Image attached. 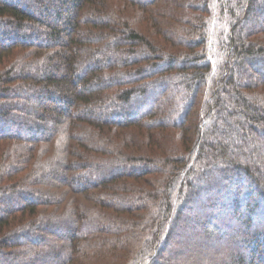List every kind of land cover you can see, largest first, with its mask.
I'll list each match as a JSON object with an SVG mask.
<instances>
[{"label":"trees","instance_id":"16d2710c","mask_svg":"<svg viewBox=\"0 0 264 264\" xmlns=\"http://www.w3.org/2000/svg\"><path fill=\"white\" fill-rule=\"evenodd\" d=\"M0 264H264V0H0Z\"/></svg>","mask_w":264,"mask_h":264}]
</instances>
